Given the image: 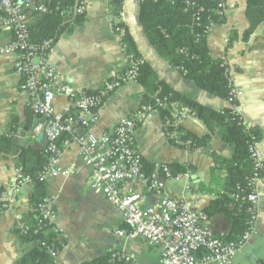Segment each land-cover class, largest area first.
<instances>
[{"label": "crops", "instance_id": "crops-1", "mask_svg": "<svg viewBox=\"0 0 264 264\" xmlns=\"http://www.w3.org/2000/svg\"><path fill=\"white\" fill-rule=\"evenodd\" d=\"M140 0H124L123 19L136 47L160 80L187 99L198 102L213 110L232 108L215 95L200 89L177 69L164 60L148 41L139 19ZM86 21L70 34H64L57 44L51 61L64 81L76 91L103 90L105 82L116 77L126 66L121 39L113 29V9L105 1H89L86 4ZM227 21L214 26L208 34L207 44L212 56L221 59L231 68V75L240 94L238 110L245 124L259 128L263 133L260 153L264 157V23L247 41L243 40L250 28L245 0H227L225 7ZM11 39L9 32H0V46ZM15 57L0 55V132H14L13 138L22 147L42 150L45 140L42 134L35 135L38 116L30 109L33 97L20 89L21 77L15 71ZM144 87L136 81L121 86L107 99L98 112V122L93 131L97 135L111 132L118 122L128 117L140 106ZM157 97L156 95L153 99ZM67 103L66 98L55 100L57 110ZM142 105V104H141ZM166 125V124H165ZM165 125L158 114H153L138 129L135 147L142 154L145 163L180 164L195 168L196 179L182 184L167 181L166 193L178 196L189 187L187 198L194 207L207 209L215 194L207 191H221L213 181L211 169L215 167V156L227 159L232 149L221 139L222 127H217L207 148L190 151L173 144ZM183 127L197 136L205 135L207 127L197 118H188ZM176 142V141H175ZM17 157L7 156L0 151V182L14 199L12 208L0 213V264H16L34 245L21 242L16 229L26 225L32 186H18L16 182ZM82 167V171L69 178H52L47 181V196L56 210L53 221L59 238L65 245L54 260V264H86L119 250L133 256L139 264H157L160 250L150 248L141 238H126L116 235L117 230L130 231L123 222L122 213L110 204L102 193L90 187L92 169L85 167L80 148L73 144L61 157V166ZM224 179L225 174L219 178ZM143 195L141 205L153 206L158 198L149 195L141 182H135ZM259 189L261 205L258 213L257 233L237 252L233 264H257L264 260V179ZM213 233L224 238L230 224L221 216L208 219Z\"/></svg>", "mask_w": 264, "mask_h": 264}, {"label": "built area", "instance_id": "built-area-1", "mask_svg": "<svg viewBox=\"0 0 264 264\" xmlns=\"http://www.w3.org/2000/svg\"><path fill=\"white\" fill-rule=\"evenodd\" d=\"M77 3L70 12L62 10L60 0H0V32L11 34L10 41L0 46V55L16 58L15 71L21 77L20 89L33 97L30 108L40 118L34 133L43 134L45 140L43 150L47 163L40 173V180L69 178L81 172L82 167L76 165L68 168L61 166L62 154L77 144L84 166L92 169L91 189L102 193L122 213L123 222L131 228L129 232L117 230V236L138 237L148 247L159 249L160 259L157 264H233L237 252L257 233L261 205L259 186L264 179V157L260 153V142L250 146L255 169L249 183L251 192L246 197L250 213L248 229L240 241L227 242L213 233L205 211L194 207L188 200L189 187L178 196L166 193L167 181L189 182L191 174L174 175L168 165L159 163L151 166L149 174L142 154L134 146L139 127L153 114L159 113L158 106H168L167 102H161L155 97L154 104L140 105L128 117L121 119L111 132L97 135L93 131L98 122V112L112 95L111 92L135 81L137 65L124 75H117L116 79L106 82V88L101 93L79 92L64 81L52 63L51 55L55 46L51 42H44L39 50L31 44L29 22L32 14L60 12L68 21L73 16L85 13L86 4ZM187 4L194 7L192 0H188ZM122 19V12L113 19L115 33L120 39L126 34L125 26H121ZM213 26L211 24L207 30L210 32ZM229 74L232 90L228 103L239 112L237 102L240 92L231 72ZM58 97L67 100L61 110L55 106ZM170 108L174 121L167 122V127H178L188 118H196L187 108L178 104H172ZM176 143L180 144V141ZM16 182L18 186L30 185L31 177L17 168ZM135 182H141L149 195L158 198V203L143 207V195L137 191ZM0 192L1 213L12 208L14 199L1 182ZM41 211L46 221L55 220L56 210L50 199L45 201ZM49 252L56 259L58 253ZM110 262L139 264L133 256L119 250L111 253ZM257 264H264V260Z\"/></svg>", "mask_w": 264, "mask_h": 264}, {"label": "trees", "instance_id": "trees-1", "mask_svg": "<svg viewBox=\"0 0 264 264\" xmlns=\"http://www.w3.org/2000/svg\"><path fill=\"white\" fill-rule=\"evenodd\" d=\"M60 1L63 4L62 10L72 12V9L78 4L77 1L80 4H87L93 0ZM97 1L107 2L113 9L115 17H119L122 12L124 0ZM187 1L140 0L139 19L142 29L157 53L171 66L177 68L185 78L193 81L203 91L228 102L232 90L229 74L231 68L226 63L224 64L221 59L214 58L207 44L208 27L211 24L214 26L223 25L227 21L225 15L227 0H192L194 7H190ZM245 1L250 28L245 32L243 40L247 41L255 30L264 23V0ZM85 21V13L73 16L72 20L68 21L60 15V12L43 15L32 14L29 22L30 42L39 50L44 42H51L55 46L64 34L72 33ZM121 42L127 66L117 75H124L132 70L134 65H137L138 72L135 81L144 87L142 105L154 104L155 98L153 99V97L156 95L161 102H167L168 105L165 107L158 106L159 116L164 125L174 121L172 109L169 107L172 104H178L187 108L207 127L208 132L205 135L197 136L186 130L183 125L178 127L165 126L169 137L174 135L180 141V144L172 141L174 145L190 151L205 149L211 142L217 127L223 128L221 139L231 147L232 154L227 159L215 156L216 165L211 169V175L213 181L221 187V191L217 193L215 190L207 188V191L216 195V198L205 209V213L208 219L221 216L229 222V233L223 238L225 241H240L248 229L250 220L249 202L246 197L251 192L249 183L255 169V161L251 157L250 146L255 142H261L263 138L261 129L248 127L240 112L233 110V108L216 111L187 99L171 89L159 79L143 59L127 28ZM88 92L95 93L93 91ZM13 136L14 132L8 134L0 132V151L4 155L17 157V168H20L24 175L31 177L30 185L33 194L26 225L24 228L16 229L15 233L19 235L22 243L33 244L34 247L22 256L16 264H54L55 259L49 251L59 254L65 242L63 236L59 238L55 224L46 221L41 211V207L49 199L46 192L47 181L40 180V173L47 163V157L43 149L22 147ZM167 165L174 175L188 172L192 175L195 174V168L192 166ZM151 170L150 167L149 174ZM223 173L225 178H219ZM262 175L264 176V173ZM110 258L111 254L86 264H128L125 262L111 263Z\"/></svg>", "mask_w": 264, "mask_h": 264}, {"label": "rangeland", "instance_id": "rangeland-1", "mask_svg": "<svg viewBox=\"0 0 264 264\" xmlns=\"http://www.w3.org/2000/svg\"><path fill=\"white\" fill-rule=\"evenodd\" d=\"M113 29H114V25H113ZM113 79V76L112 77H110V79L109 80H112ZM108 81V80H107ZM146 164V168H147V170H149L150 169V167H149V165H147V163H145ZM191 174V173H190ZM192 175V174H191ZM193 177V176H192ZM185 183H186V181H181V182H179V184H182V187L185 185ZM205 211V210H204ZM53 223V222H52ZM25 226H23L22 228H24Z\"/></svg>", "mask_w": 264, "mask_h": 264}, {"label": "bare ground", "instance_id": "bare-ground-1", "mask_svg": "<svg viewBox=\"0 0 264 264\" xmlns=\"http://www.w3.org/2000/svg\"><path fill=\"white\" fill-rule=\"evenodd\" d=\"M182 52V51H181ZM117 77H114V79H116ZM103 90H105V89H103ZM103 90H99V91H97V92H95V93H101ZM79 92H82V91H79ZM29 94V93H28ZM30 95V94H29ZM38 118H39V116H38ZM40 119V118H39ZM39 119H38V121H39ZM172 137H173V139L175 140V141H177L178 140V137H176V136H174V135H172ZM176 138H177V140H176ZM134 146H135V143H134ZM91 169V168H90ZM80 173V172H79Z\"/></svg>", "mask_w": 264, "mask_h": 264}, {"label": "water", "instance_id": "water-1", "mask_svg": "<svg viewBox=\"0 0 264 264\" xmlns=\"http://www.w3.org/2000/svg\"><path fill=\"white\" fill-rule=\"evenodd\" d=\"M41 136H43V134ZM192 179H196V176H193Z\"/></svg>", "mask_w": 264, "mask_h": 264}]
</instances>
